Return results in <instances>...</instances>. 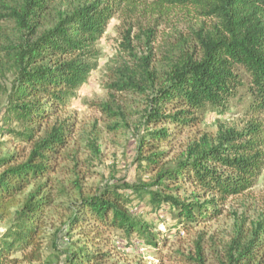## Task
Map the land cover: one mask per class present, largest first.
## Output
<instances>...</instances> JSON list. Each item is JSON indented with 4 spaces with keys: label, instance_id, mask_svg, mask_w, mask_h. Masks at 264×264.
I'll return each mask as SVG.
<instances>
[{
    "label": "trees",
    "instance_id": "obj_1",
    "mask_svg": "<svg viewBox=\"0 0 264 264\" xmlns=\"http://www.w3.org/2000/svg\"><path fill=\"white\" fill-rule=\"evenodd\" d=\"M141 8L159 17L177 15L185 29L160 45L158 57L153 41L148 56L132 53L131 64L120 67L110 85L144 99L135 179L71 199L54 175L68 158L76 121L49 123L71 106L98 68L97 44L111 20ZM4 73L13 80L5 92L0 136L28 148L0 155V222L8 223L0 235V264H17L16 253L42 258V239L55 208L64 212L69 240L59 245L62 230L57 231L50 239L56 260L48 264H104L110 254L103 245L113 237L127 246L137 240L156 247L159 234L134 213L136 205L145 203L150 212L166 209L176 231L188 230L220 218L226 203L255 188L264 172L259 122L264 118V0H0ZM243 102L249 118L243 129L205 135L176 151L178 140L208 113L228 115ZM101 108L108 117L125 120L117 105L106 102ZM88 145L94 156L100 154L96 139ZM260 234L264 220L254 234L234 236L228 264H264ZM198 257L203 264L202 254Z\"/></svg>",
    "mask_w": 264,
    "mask_h": 264
},
{
    "label": "rangeland",
    "instance_id": "obj_2",
    "mask_svg": "<svg viewBox=\"0 0 264 264\" xmlns=\"http://www.w3.org/2000/svg\"><path fill=\"white\" fill-rule=\"evenodd\" d=\"M181 29H185L181 17H159L145 8L135 12L122 11L109 23L105 35L97 44L98 68L90 81L80 89L79 97L71 106L49 123V127H52L64 119L71 121L74 118L76 121L67 149L68 158L60 161L54 175L56 180L66 185L71 199H77L80 193L92 194L100 187L122 179L134 181L133 158L137 130L143 129L140 124L144 99L136 93H118L110 85L116 80L120 67L131 64L132 53L138 57L148 56L147 45L153 41L158 57L162 51L160 45L168 40L175 41L177 31ZM12 80L11 73L0 75V116L6 104L5 92ZM106 102L117 105L120 108L118 112L125 116V120L120 116L108 117L101 108ZM246 104H235L228 115L208 113L198 126L178 140L176 151L185 150L189 143L200 141L205 135L215 138L223 130L243 129L249 121ZM259 122L264 126V118ZM13 128L21 129L19 125ZM93 139L97 140L99 146L98 156H94L88 147ZM0 143L4 144L0 146V155L28 148L9 136H0ZM133 211L153 224L160 237L159 245L151 247L136 240L127 246L124 240L113 237L103 245L110 254L104 264H200L197 261L199 253L202 254L203 264H228L226 254L232 238L240 231L245 236L254 234L257 224L264 220V172L255 188L226 203L220 218L195 224L188 230L181 226V231H176L175 222L166 209L150 212L143 203L136 205ZM63 215L64 212L57 208L49 214L47 232L42 239V258L31 260L23 253H16L12 258L18 259L17 264H48V261L56 260V251L52 249L50 239L58 230H62L58 235L59 245L69 240L67 228L63 227ZM7 227V222H0V235ZM259 237L264 236L260 234Z\"/></svg>",
    "mask_w": 264,
    "mask_h": 264
}]
</instances>
